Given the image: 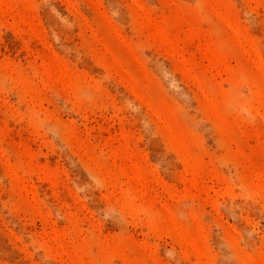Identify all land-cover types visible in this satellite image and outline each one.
<instances>
[{
    "label": "rangeland",
    "instance_id": "obj_1",
    "mask_svg": "<svg viewBox=\"0 0 264 264\" xmlns=\"http://www.w3.org/2000/svg\"><path fill=\"white\" fill-rule=\"evenodd\" d=\"M0 264H264V0H0Z\"/></svg>",
    "mask_w": 264,
    "mask_h": 264
}]
</instances>
